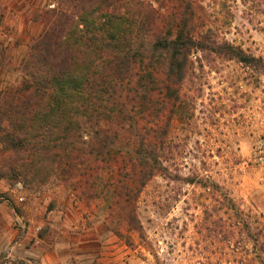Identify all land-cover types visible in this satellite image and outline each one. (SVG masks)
I'll use <instances>...</instances> for the list:
<instances>
[{"label": "rangeland", "instance_id": "1", "mask_svg": "<svg viewBox=\"0 0 264 264\" xmlns=\"http://www.w3.org/2000/svg\"><path fill=\"white\" fill-rule=\"evenodd\" d=\"M98 2L80 19L101 40L97 60L147 53L189 7L197 42L255 61L195 50L174 93L158 71L144 108L134 85L116 83L65 150L51 143L28 162L8 151L0 111V264H264V0ZM73 5L0 0V104Z\"/></svg>", "mask_w": 264, "mask_h": 264}, {"label": "trees", "instance_id": "2", "mask_svg": "<svg viewBox=\"0 0 264 264\" xmlns=\"http://www.w3.org/2000/svg\"><path fill=\"white\" fill-rule=\"evenodd\" d=\"M70 1L74 4L73 10L60 7L55 12L54 22L32 46L26 64L28 76L23 85L1 98V117L8 122L11 130L5 140L8 151L15 156V162L32 160L35 150L44 152L50 149L51 143L65 150L64 146L79 134L81 121L78 116L84 113L83 110L88 114L100 109L103 104H96L95 101L100 96L112 94L110 89L117 87L116 83L128 81L134 85L138 91L135 94H141L139 100L144 108L143 104L160 90L157 73L163 68L167 80L172 84L165 85V88L170 94L174 93L173 86H180L193 67L190 60L193 52L210 49L205 42L195 40L188 7L171 27L157 36L147 53L97 60L100 53L98 47L103 49L99 43L101 40L80 19L94 14L97 3L101 2ZM89 4L91 11H87ZM115 23H110L107 28H116ZM120 32L121 29L116 28L114 33ZM114 36L111 35L112 39H115ZM211 51L244 64L255 61V58L230 44ZM163 108L158 110L159 114ZM98 114L103 116L105 112L101 110ZM44 157L48 159L50 155ZM44 157L40 161H44Z\"/></svg>", "mask_w": 264, "mask_h": 264}]
</instances>
